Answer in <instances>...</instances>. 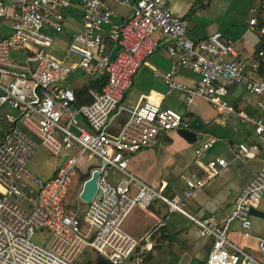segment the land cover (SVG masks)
Segmentation results:
<instances>
[{"label":"built area","instance_id":"2783aa9c","mask_svg":"<svg viewBox=\"0 0 264 264\" xmlns=\"http://www.w3.org/2000/svg\"><path fill=\"white\" fill-rule=\"evenodd\" d=\"M80 2L81 30L72 34L68 47L76 59L67 64L46 51L52 36L45 28L62 30L61 9L69 6L70 0H0V28L4 22L10 28L9 33L0 34V113L3 108L16 112L4 113L5 129L0 139V264H72L51 247L33 241L40 230L65 246L90 247L110 264L131 257L140 263L146 244L141 245L125 232L122 224L134 207L147 208L155 199L164 204L168 214L184 215L201 237L211 239L201 264H264V238L256 240L259 257L228 239L233 221L248 235L250 210L257 208L264 196V161L223 218L191 214L185 201L219 176L227 161L222 157L199 161L200 171L190 172L184 178L183 190L173 194L165 191L164 180L153 186L136 179L127 170V155L157 145L170 131L187 128L189 119L163 107L155 94L144 96L133 109L122 103L143 62L159 41L167 42L170 68L165 72L155 70V75L168 88L181 90L186 103L199 97L215 107L222 120L237 114L241 121L251 122L256 140L262 141L264 118L249 119L225 95L230 84H241L257 97V105L264 111V50L257 51L258 64L251 65L253 70L261 65L262 73L253 77L248 73L249 65L236 58L231 40L215 32L194 41L188 34L187 20L172 13L164 0H124L131 13L117 25L105 0ZM106 26L117 45L112 57L102 52L101 32ZM248 28L264 33V26L259 27L255 17L249 19ZM154 34L159 38H153ZM12 51L22 52L24 58L12 57ZM179 68L195 71L197 82L189 86L176 80ZM74 71L103 77L101 90L93 92L89 104L76 105L73 89L66 85ZM122 112H127V119L117 132H112V121ZM215 141L210 138L196 146L195 156L210 149ZM39 147L65 157L56 173L46 179L27 170ZM238 149L237 156L256 157V144L240 143ZM84 163H88L89 174L97 171V190L82 213L79 208L69 211L65 199L78 173L84 174L79 171ZM21 178L36 187L35 197L25 206L19 199L29 186Z\"/></svg>","mask_w":264,"mask_h":264},{"label":"crops","instance_id":"0c3cea01","mask_svg":"<svg viewBox=\"0 0 264 264\" xmlns=\"http://www.w3.org/2000/svg\"><path fill=\"white\" fill-rule=\"evenodd\" d=\"M172 13L187 20V31L194 41L206 39L210 34L220 32L222 37L233 42L236 58L245 61L248 73L257 77L261 75L260 66L253 70L251 65L258 64L257 51L264 50V33L249 30V19L255 17L258 26H264V3L261 0H164ZM113 11V24H121L130 16L131 9L124 0H105ZM63 14L62 30L55 32L51 27L45 31L52 36V43L46 51L69 64L75 56L68 52L73 33L81 30L83 7L80 0H70L67 7L61 9ZM109 27L102 29V52L112 57L117 45L110 38ZM7 22L0 28V34L9 33ZM153 38L158 39V34ZM167 42L159 41L155 51L148 56L137 71L133 84L123 97L122 103L128 109L138 106L148 94L157 95L161 105L173 109L191 119L198 117L207 126L205 134H198V140L190 144L177 130L163 135L159 143L143 148L127 155V170L136 179L156 186L161 180L166 182L165 191L168 194L181 192L184 188V178L192 171H200L198 162L212 157H222L227 166L219 176L185 201L186 210L196 216L215 215L223 218L232 208L239 191L257 172L264 161V140L257 141L254 125L241 121L237 114H232L222 120L220 112L202 98L195 97L191 103H186L184 93L176 88L170 89L165 82L155 75V70L167 71L171 58L166 51ZM11 56L22 60L24 55L12 51ZM74 71L66 80V85L72 89L79 88L93 79ZM198 74L190 68H179L176 80L192 86L197 82ZM101 83V85H102ZM225 99L237 110H242L246 116L255 120L264 118V111L257 105V97L247 92L241 84H230L227 87ZM14 110L3 108L0 118V139L5 129L3 115ZM189 114H192L190 117ZM127 112L117 115L111 124V131L117 132L127 119ZM215 138L213 146L200 156H195L194 149L203 141ZM256 144V157L247 159L237 156L238 144ZM92 164L95 160L91 161ZM88 164V163H87ZM84 169L86 171L87 165ZM60 164H56L46 178L53 176ZM115 172V171H112ZM117 177V174H114ZM262 215L252 216L248 235L237 221L231 223L228 232L229 241L249 253L258 256L256 250L257 238H264V196L257 206ZM122 228L146 244L142 253L150 256L144 264H201L210 249L211 239L201 237L197 227L184 215L174 212L168 214L165 206L157 199L147 208L134 207L123 221ZM76 254L72 264H103L106 261L90 247L78 245L70 247ZM69 259V258H67ZM134 258L119 264H141ZM110 264V263H109Z\"/></svg>","mask_w":264,"mask_h":264},{"label":"rangeland","instance_id":"374dc122","mask_svg":"<svg viewBox=\"0 0 264 264\" xmlns=\"http://www.w3.org/2000/svg\"><path fill=\"white\" fill-rule=\"evenodd\" d=\"M0 114V118H1ZM71 153H69L70 155ZM68 155V156H69ZM64 158L62 155L59 156H54L51 153H49L45 148L39 147L36 151L35 154L31 157L28 165H27V170L33 175H37L40 178L46 179V176L48 173L53 169V167L57 164H62L64 161ZM80 172H83L81 169L79 170ZM90 175V174H89ZM88 175V177H89ZM88 177H84V174L78 173V178L74 183L69 188L68 194L65 199V205L66 208L69 211H73L77 208H79L80 213L83 212L86 204L79 200L77 197V192L79 191L81 184L83 180H85ZM22 182H25L28 184L29 189L24 190L23 196L20 197L19 202L25 206L29 204L33 198L35 197V190L36 187L26 181L24 178H21ZM34 190L33 193H30L29 190ZM25 193L29 194L31 199L28 200L25 198ZM153 202V201H152ZM33 241L36 244H39L41 246H46V247H51L54 251L57 253H60L62 256L69 258V260H73L74 256L78 253L70 249L69 246H65L63 244H60L59 241H55L56 239L52 237L50 234H48L45 230H40L36 231L35 234L33 235ZM258 253V252H257ZM260 256V255H259ZM258 257V256H257Z\"/></svg>","mask_w":264,"mask_h":264},{"label":"water","instance_id":"95a60500","mask_svg":"<svg viewBox=\"0 0 264 264\" xmlns=\"http://www.w3.org/2000/svg\"><path fill=\"white\" fill-rule=\"evenodd\" d=\"M207 131L208 128L204 124V122L200 118L195 117L189 119L187 128H180L177 130V133L182 136L188 143L193 144L198 140V134H205L207 133ZM96 178L97 171L93 170L82 185V189L79 193V199L85 204L91 201L97 190ZM250 213L252 214V216L262 215V213L259 212V209L257 208H252L250 210ZM103 264L109 263L103 261Z\"/></svg>","mask_w":264,"mask_h":264},{"label":"trees","instance_id":"16d2710c","mask_svg":"<svg viewBox=\"0 0 264 264\" xmlns=\"http://www.w3.org/2000/svg\"><path fill=\"white\" fill-rule=\"evenodd\" d=\"M260 69H261V73H262V67L261 66H260ZM101 83H102V78L93 79L89 83L84 84L83 86H81L79 88L73 89V92L75 95V104L76 105H82V104L91 103L94 99L93 92H99L101 90V86H102ZM189 115H190V117L192 116V114H189ZM81 167H82V169H84V167H86V163L82 164ZM88 175H89V170L86 169V171H84V177H88ZM149 259H150V256H144L141 264H144Z\"/></svg>","mask_w":264,"mask_h":264}]
</instances>
